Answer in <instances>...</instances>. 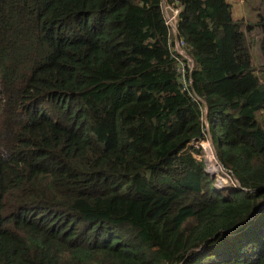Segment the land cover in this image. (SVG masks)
<instances>
[{"label":"trees","instance_id":"trees-1","mask_svg":"<svg viewBox=\"0 0 264 264\" xmlns=\"http://www.w3.org/2000/svg\"><path fill=\"white\" fill-rule=\"evenodd\" d=\"M164 1L184 81L162 0H0V264H264V0Z\"/></svg>","mask_w":264,"mask_h":264},{"label":"rangeland","instance_id":"rangeland-1","mask_svg":"<svg viewBox=\"0 0 264 264\" xmlns=\"http://www.w3.org/2000/svg\"><path fill=\"white\" fill-rule=\"evenodd\" d=\"M228 2L232 5V11L235 18H242L248 23H255L258 20V14L261 12V9L259 8V0H228ZM246 34L251 46L254 66L258 69L264 64V56L258 45L260 39L259 31L258 29H253L246 32ZM204 142H207V140ZM208 147H210L209 143L205 144L204 148H201L203 150L205 170L210 172L208 174L213 175L215 186L225 187L236 182L227 170L220 167L217 163L214 151H209ZM224 192L226 193L227 191L224 190Z\"/></svg>","mask_w":264,"mask_h":264},{"label":"built area","instance_id":"built-area-1","mask_svg":"<svg viewBox=\"0 0 264 264\" xmlns=\"http://www.w3.org/2000/svg\"><path fill=\"white\" fill-rule=\"evenodd\" d=\"M162 12H163V16L165 19V23L168 27V32L173 37V41H174L173 49L175 51V54H173L174 58L179 60V58L177 56V55H179V56H182L183 58H185L187 60L184 64L179 60V62L181 64L179 71L181 73L182 80L184 81L185 68L188 67L189 69H191L193 66V63H192L191 59L184 52V48H183L185 45L184 41L182 39L177 38L176 22H177V17L179 15V8L174 7L170 4H167L164 0H162ZM233 183H235V182H233Z\"/></svg>","mask_w":264,"mask_h":264},{"label":"water","instance_id":"water-1","mask_svg":"<svg viewBox=\"0 0 264 264\" xmlns=\"http://www.w3.org/2000/svg\"><path fill=\"white\" fill-rule=\"evenodd\" d=\"M206 109V108H205ZM207 143H209L212 147H213V144H212V142H211V140L210 139H208V142ZM213 151H214V149H213ZM215 154V153H214ZM206 172L207 173H210L209 171H207L206 170ZM212 176V178H213V175H211ZM233 177V176H232ZM234 178V177H233Z\"/></svg>","mask_w":264,"mask_h":264},{"label":"bare ground","instance_id":"bare-ground-1","mask_svg":"<svg viewBox=\"0 0 264 264\" xmlns=\"http://www.w3.org/2000/svg\"><path fill=\"white\" fill-rule=\"evenodd\" d=\"M210 145V144H209ZM211 147V148H210ZM210 147H208V149H209V151H212L213 149H212V146L210 145Z\"/></svg>","mask_w":264,"mask_h":264},{"label":"clouds","instance_id":"clouds-1","mask_svg":"<svg viewBox=\"0 0 264 264\" xmlns=\"http://www.w3.org/2000/svg\"><path fill=\"white\" fill-rule=\"evenodd\" d=\"M202 142H204V141H202ZM202 142H200L201 147H203L202 144H201ZM207 142H208V140H207ZM212 149H213V148H212Z\"/></svg>","mask_w":264,"mask_h":264}]
</instances>
